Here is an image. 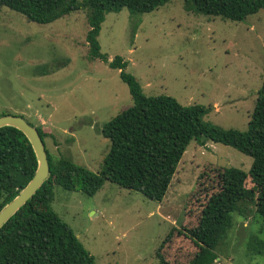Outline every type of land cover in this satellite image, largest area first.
Masks as SVG:
<instances>
[{"label": "rangeland", "instance_id": "rangeland-1", "mask_svg": "<svg viewBox=\"0 0 264 264\" xmlns=\"http://www.w3.org/2000/svg\"><path fill=\"white\" fill-rule=\"evenodd\" d=\"M87 31L85 10L37 24L0 8V117L21 116L41 127L52 156L100 170L110 147L102 128L133 104L119 71L109 67L117 56L146 97L200 105L207 110L204 121L247 129L264 81V9L241 22L187 11L182 0L135 16L126 9L108 13L98 36L106 60L88 59ZM251 162L231 147L193 141L162 203L107 181L92 197L56 187L51 208L95 264H161L156 253L169 232L164 260L188 264L197 248L177 232L196 225L216 170L248 172ZM246 187H252L249 179ZM254 210L248 202L245 215L232 214L213 264H264V254L248 252L254 237L264 242V224Z\"/></svg>", "mask_w": 264, "mask_h": 264}, {"label": "trees", "instance_id": "trees-1", "mask_svg": "<svg viewBox=\"0 0 264 264\" xmlns=\"http://www.w3.org/2000/svg\"><path fill=\"white\" fill-rule=\"evenodd\" d=\"M168 1L0 0V8L5 6L37 24H49L85 10L88 59L106 60L98 36L108 13L126 9L135 16L152 12ZM182 1L187 11L234 22L264 9V0ZM126 66L118 56L109 62L110 68L119 71L133 104L104 124L102 134L110 141V147L100 170L93 173L65 156L56 158L45 147L49 174L32 198L1 226L0 264H95L94 257L71 228L52 210L54 189L81 191L92 197L108 181L162 203L193 141L199 146L210 141L231 147L250 157L252 162L248 172L232 167L216 170L213 184L204 190L206 201L196 225L185 229L184 234L177 232L197 248L188 264L214 263L216 249L232 226V214L245 215L248 202H253L255 214L264 224V81L257 91L247 129L238 131L204 121L207 110L203 106H183L163 95L146 97L136 78L125 71ZM35 128L44 143L47 134L41 127ZM36 169V156L24 134L13 127H1L0 210L29 183ZM247 179L252 184L250 188L246 187ZM171 238L172 232H169L157 250L161 264H168L161 251ZM248 250L253 256L263 255L264 242L254 237Z\"/></svg>", "mask_w": 264, "mask_h": 264}, {"label": "water", "instance_id": "water-1", "mask_svg": "<svg viewBox=\"0 0 264 264\" xmlns=\"http://www.w3.org/2000/svg\"><path fill=\"white\" fill-rule=\"evenodd\" d=\"M5 126L21 131L27 138L37 159V169L29 183L0 210V228L23 204L32 198L49 174L45 144L37 129L31 126L23 117L15 115L0 117V128Z\"/></svg>", "mask_w": 264, "mask_h": 264}]
</instances>
